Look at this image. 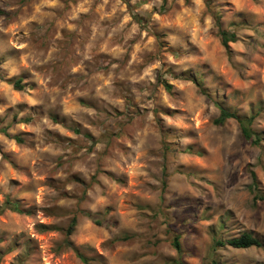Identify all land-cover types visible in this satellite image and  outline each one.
<instances>
[{
    "label": "clouds",
    "instance_id": "clouds-1",
    "mask_svg": "<svg viewBox=\"0 0 264 264\" xmlns=\"http://www.w3.org/2000/svg\"><path fill=\"white\" fill-rule=\"evenodd\" d=\"M73 249L264 264V0H0V264Z\"/></svg>",
    "mask_w": 264,
    "mask_h": 264
},
{
    "label": "rangeland",
    "instance_id": "rangeland-1",
    "mask_svg": "<svg viewBox=\"0 0 264 264\" xmlns=\"http://www.w3.org/2000/svg\"><path fill=\"white\" fill-rule=\"evenodd\" d=\"M53 119H55V117H53ZM19 138H20L19 136L16 137L17 141L22 142ZM5 159H7V156H5ZM15 168L16 166L13 165V169ZM44 179L48 180L49 178L45 177ZM73 179H76V177H73ZM10 182L17 183L15 178H13ZM36 228L37 231L34 232V236H36L41 241L47 239V237L44 235L45 232H49L50 235H54V232L50 231L52 226L48 223L47 218L42 217V222L38 224ZM73 254L76 257V260L82 262V264H91L89 260H87L84 256L81 255L80 252L76 251L75 249H73ZM53 261H55V264H65V261H68V264H75V262H72L67 256L65 257V261H61L57 259L55 256H52L51 259L47 257L45 258V264H53Z\"/></svg>",
    "mask_w": 264,
    "mask_h": 264
},
{
    "label": "trees",
    "instance_id": "trees-1",
    "mask_svg": "<svg viewBox=\"0 0 264 264\" xmlns=\"http://www.w3.org/2000/svg\"><path fill=\"white\" fill-rule=\"evenodd\" d=\"M18 87V86H17ZM20 139V138H19Z\"/></svg>",
    "mask_w": 264,
    "mask_h": 264
}]
</instances>
